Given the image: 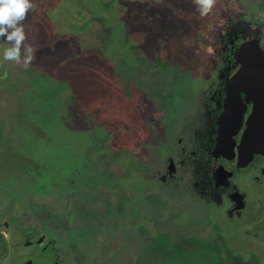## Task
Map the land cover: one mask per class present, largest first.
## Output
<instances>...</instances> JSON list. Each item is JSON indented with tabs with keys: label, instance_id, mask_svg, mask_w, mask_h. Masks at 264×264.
I'll return each instance as SVG.
<instances>
[{
	"label": "rangeland",
	"instance_id": "1",
	"mask_svg": "<svg viewBox=\"0 0 264 264\" xmlns=\"http://www.w3.org/2000/svg\"><path fill=\"white\" fill-rule=\"evenodd\" d=\"M259 2L216 0L211 12L241 6L264 27ZM213 20L193 0H32L22 21L32 63L21 71L0 61V185L18 176L37 193L38 217L54 215L56 228L72 234L63 241L69 264L85 250V264H196L169 252L195 251L191 239L216 248L204 263L264 264V205L255 201L264 189L237 180L250 223L246 211L228 214L222 195L208 199L216 206L188 201L185 172L166 196L157 181L163 158L208 143L203 134L189 145L186 131L189 114L202 111L199 97L218 81V57L204 48L214 42ZM50 195L66 208H52ZM71 243L85 249L71 253Z\"/></svg>",
	"mask_w": 264,
	"mask_h": 264
},
{
	"label": "flooded vegetation",
	"instance_id": "2",
	"mask_svg": "<svg viewBox=\"0 0 264 264\" xmlns=\"http://www.w3.org/2000/svg\"><path fill=\"white\" fill-rule=\"evenodd\" d=\"M218 2L219 0H217ZM259 3L264 9V4ZM209 15L214 18L210 22L213 27L211 38L214 42L205 44L204 48L211 50L210 52H214L218 57L219 67L216 70L218 81L215 88L204 90V95L199 97L202 111L189 114L190 123L186 131L189 145H192L193 140L203 134H205L208 143L200 153L194 150L185 151L186 148L181 147V158L170 156L166 159L163 158L157 181L162 196H166L169 187H176L185 180V172L189 176V184H187V192L183 196L188 201L192 198H199L206 202L207 206L208 204L216 206L219 202L228 203V214L240 216L246 211L250 214L251 223L254 220V213L252 209L246 210L247 193L240 189L237 180L244 178L246 181L254 183L258 190L257 193H262L261 190L264 189V158L261 155L253 154L248 163L242 166L238 163L240 156L237 147L253 111L255 102L249 98V95L254 92L246 93L236 90L231 92L232 98H230L226 89L229 84L226 85L225 82L231 81L241 68V64L237 63L235 59L236 51L241 44L258 40L260 48L264 51V31L255 30L258 26L263 27V24L243 11L241 6L236 13L227 9L217 12V8H215ZM150 104L149 102L148 105ZM225 111H228L229 115L222 128L219 141L218 123ZM232 132H235L234 135L229 136ZM182 142V139L177 138L174 147L178 148L177 145L181 146ZM244 160L245 157L242 162ZM25 190L22 187V180L18 176L10 178L9 181L0 185V264H69V253L67 247L63 246V241L64 235H68L66 238H71L72 234L66 233L65 227L56 228L57 220L51 219L54 215L47 218L38 217V206L34 200L37 193L30 189L31 193H27ZM214 195H222L219 202H217L218 198L208 202V199ZM255 201L257 209L264 205V198L260 200L257 196ZM158 204L162 209V204L160 202ZM261 225L264 226V220ZM128 230V237H131L132 227ZM156 234L161 240L163 239L161 234ZM55 239L61 241V244H56ZM87 241L89 240H84V242ZM72 243L74 242L72 241ZM72 243L71 253L75 249H85L84 243H82L84 244L83 248H78ZM163 243L164 240L159 243L162 248ZM207 246L211 248V251L208 249L207 252H212V249H215L217 253L215 247ZM81 253V251L76 253L79 259L76 257L75 259L80 261L78 263L73 260L76 264H85L81 260L88 258L85 250V255L80 259ZM142 255L143 253L137 251V256ZM176 255L175 252L174 258ZM107 258L111 262L116 256L111 257L107 254Z\"/></svg>",
	"mask_w": 264,
	"mask_h": 264
},
{
	"label": "water",
	"instance_id": "3",
	"mask_svg": "<svg viewBox=\"0 0 264 264\" xmlns=\"http://www.w3.org/2000/svg\"><path fill=\"white\" fill-rule=\"evenodd\" d=\"M235 59L241 64V68L231 81L225 82L226 85L229 84L226 88L229 97L232 98L231 92L236 90L246 93L254 92L249 95V98L255 102L237 147L240 156L238 163L245 166L253 154L264 158V51L260 48L258 40L247 41L239 46ZM228 115L229 112L225 111L219 119V141ZM234 133H230L229 136ZM244 157L245 160L242 162Z\"/></svg>",
	"mask_w": 264,
	"mask_h": 264
},
{
	"label": "clouds",
	"instance_id": "4",
	"mask_svg": "<svg viewBox=\"0 0 264 264\" xmlns=\"http://www.w3.org/2000/svg\"><path fill=\"white\" fill-rule=\"evenodd\" d=\"M216 0H193L200 16L211 12ZM32 12V0H0V42L6 46L0 52V61H9L13 67L26 71L35 53L25 46L22 21Z\"/></svg>",
	"mask_w": 264,
	"mask_h": 264
},
{
	"label": "trees",
	"instance_id": "5",
	"mask_svg": "<svg viewBox=\"0 0 264 264\" xmlns=\"http://www.w3.org/2000/svg\"><path fill=\"white\" fill-rule=\"evenodd\" d=\"M145 95H146V94H145ZM145 95H144L145 100H146V101H150L149 98H148V96H147V95L145 96ZM112 143H113V142H112ZM114 145H115V142L113 143V146H114ZM138 145L140 146V144H138ZM126 147H127V146H126ZM132 149L135 151L134 148H132ZM97 189H100V188H97ZM46 196H47V195H46ZM47 202H48V204L51 205L52 208H56V207L59 206V205H60V206H59L60 209H62V210L66 208V202H65V205H64L63 203H60V204L58 205V203H55V202L52 201V197H51V195H50L49 199L47 200ZM75 213H78V212H75ZM73 219L76 220V218H74V217H73ZM79 219H83V220H84L83 216H80V217L78 218V220H79ZM191 244L193 245V247H194V249H195L194 252L185 251V250H177L176 248H172V247H171L170 250H169V249H168V250L170 251L171 254H172L173 251L176 252V253H179V254H180V257L183 258V259L192 258V259H194V260L197 261L196 264H207V263H204V261H205L206 259L209 258V256H208L207 254H211V252H207L208 249H209V247H208V246H204V245H202V244H199V243L195 242V241L192 240V239H191ZM163 248H167V246L165 245V243H163ZM212 253H215V254L217 255L215 249H212ZM219 256H220V254H219ZM220 257H221V256H220ZM237 257L239 258V260L242 259V257L239 256V255H238ZM213 258H214V257L212 256V259H213ZM209 264H214V263H209Z\"/></svg>",
	"mask_w": 264,
	"mask_h": 264
}]
</instances>
